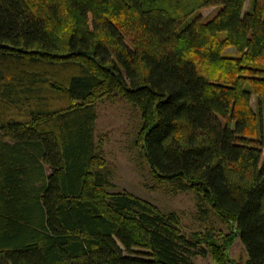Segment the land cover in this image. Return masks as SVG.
<instances>
[{
    "label": "trees",
    "instance_id": "trees-1",
    "mask_svg": "<svg viewBox=\"0 0 264 264\" xmlns=\"http://www.w3.org/2000/svg\"><path fill=\"white\" fill-rule=\"evenodd\" d=\"M244 2L0 0V264H238L235 237L264 264V0ZM116 95L155 181L229 231L107 190L94 106Z\"/></svg>",
    "mask_w": 264,
    "mask_h": 264
},
{
    "label": "rangeland",
    "instance_id": "rangeland-1",
    "mask_svg": "<svg viewBox=\"0 0 264 264\" xmlns=\"http://www.w3.org/2000/svg\"><path fill=\"white\" fill-rule=\"evenodd\" d=\"M248 1L245 0L244 7H247ZM213 11L214 5H207L196 10L194 14L198 13L205 18ZM140 42L142 44L143 38ZM223 51L230 53L233 47L226 46ZM196 64L206 73L212 69L199 60ZM249 98V103L254 108L255 95L251 93ZM94 108L96 118L93 138L100 143L110 183L108 191L124 190L152 203L161 212H173L178 218L180 228L185 232H204L210 228L220 233L229 231L208 204H198L191 190L170 192L155 181L136 142L139 125V111L136 106L116 95L99 100ZM226 253L238 264H242L246 258L243 246L236 237L227 245ZM193 261L194 264H212L208 255L194 256Z\"/></svg>",
    "mask_w": 264,
    "mask_h": 264
}]
</instances>
